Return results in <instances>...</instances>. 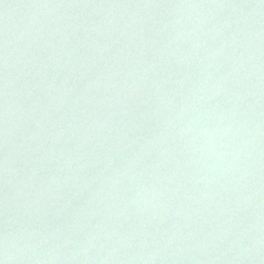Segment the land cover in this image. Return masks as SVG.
<instances>
[{"label":"water","instance_id":"obj_1","mask_svg":"<svg viewBox=\"0 0 264 264\" xmlns=\"http://www.w3.org/2000/svg\"><path fill=\"white\" fill-rule=\"evenodd\" d=\"M4 264H264V0H0Z\"/></svg>","mask_w":264,"mask_h":264},{"label":"clouds","instance_id":"obj_2","mask_svg":"<svg viewBox=\"0 0 264 264\" xmlns=\"http://www.w3.org/2000/svg\"><path fill=\"white\" fill-rule=\"evenodd\" d=\"M0 264H4V261L3 260H0Z\"/></svg>","mask_w":264,"mask_h":264}]
</instances>
